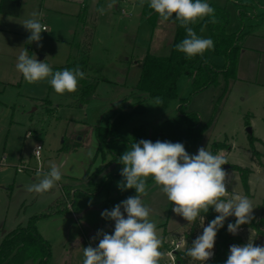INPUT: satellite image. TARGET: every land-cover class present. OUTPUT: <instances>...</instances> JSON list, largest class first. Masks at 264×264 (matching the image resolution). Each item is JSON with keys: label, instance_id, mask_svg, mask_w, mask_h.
<instances>
[{"label": "rangeland", "instance_id": "1", "mask_svg": "<svg viewBox=\"0 0 264 264\" xmlns=\"http://www.w3.org/2000/svg\"><path fill=\"white\" fill-rule=\"evenodd\" d=\"M206 1L228 10L227 30H242L244 36L240 43L244 54L235 78L226 81L219 75L217 84L190 97L187 109L196 111L203 124L208 123L193 155L200 147L210 151L212 142L217 143L215 155H222L227 161L225 165L229 166L224 169L228 173L226 187L229 194L226 199L233 194L247 196L239 174L230 167L250 168L247 197L252 202L253 217L259 219L264 210V0H242L251 3L243 19H240L232 0ZM103 8L104 14L97 17L88 61L96 75L104 79L96 82L94 93L88 100L80 102L77 96L80 85L75 93L59 95L47 79L29 84L16 69L17 58L25 48L28 55H35L38 61L46 59L53 72L62 71L60 67L66 63L68 54L76 55L81 42L76 2L21 0L17 15L0 13V28L3 29L0 30V242L5 233L19 224L25 225L30 216L67 196L68 209L72 205L71 210L77 214V219L68 212L36 223L50 243L54 264H83V248L99 244V238L92 239L98 230L108 234L114 232L115 222L101 217L107 200L121 196L123 201L136 195L135 189L122 191L118 187V182L123 180L120 175L123 165L118 160L111 161V152L105 150L96 155L94 127L106 125L118 108L124 106L130 111L141 100L144 112L131 113L115 131L123 138L113 144L120 157L131 148L134 128H142L147 137L152 136L158 124L176 116L179 99L189 97L191 91V80L181 76L177 82L178 97L162 106L156 105L155 99L145 92L135 90L143 56L148 50L166 54L173 26L159 21L152 28L146 17L140 16L134 26L123 29L122 20L133 15L130 7L131 15ZM33 11L43 13L41 22L48 29L41 34L42 47L35 42H26L30 32L21 25ZM161 24H165V28H160ZM201 29L198 36L209 38L208 29ZM204 55L216 65L225 62L224 57L213 56L208 51ZM248 127L252 130L251 136L246 130ZM250 137L259 161L251 157ZM36 143L42 146L40 160L32 153ZM89 151L93 152L91 158ZM21 164L26 168L17 171ZM51 164L60 168L61 181L43 195L29 193L27 186L42 179L36 168L40 166V170L47 172ZM107 174H119L111 189L91 193L98 190ZM142 199L152 209L150 219L155 221L157 234L165 243L160 249L164 253L160 264H166L167 250L178 240H184L183 233L190 223L172 211L173 204L151 177L147 180V195ZM261 230L264 232V224ZM236 235L244 244L252 241L254 245L264 246V236L248 227H240ZM184 247L185 243H182ZM33 262L37 264V261ZM190 264L200 262L191 260Z\"/></svg>", "mask_w": 264, "mask_h": 264}, {"label": "clouds", "instance_id": "2", "mask_svg": "<svg viewBox=\"0 0 264 264\" xmlns=\"http://www.w3.org/2000/svg\"><path fill=\"white\" fill-rule=\"evenodd\" d=\"M144 2L139 0L141 7ZM148 6L158 14L161 23L172 20L184 28L186 36L176 45V49L187 58L203 56L206 51L214 50V41L198 36L192 27L205 17H209L211 23L217 22L215 9L206 0H148ZM108 7L113 5L109 4ZM97 11L103 15L105 9L101 7ZM42 15L33 11L31 17L21 24L30 32L26 41L28 44L35 42L42 47L41 34L48 32L41 22ZM28 53L24 48L19 54L16 69L29 84L47 79L55 93L63 95L75 93L79 81L85 78V73L79 68L53 72L46 59L38 61L35 55L29 56ZM155 104L162 105L163 101L157 97ZM40 149L36 146L34 155L37 157ZM92 155L93 152L89 151V158ZM118 161L123 165L120 171L123 180L118 182V187L122 191L135 189L136 195L127 197L111 210L102 211L103 219L115 222L114 232L108 234L98 230L92 239L99 238V244L97 247L90 244L83 248V264H160L164 255L160 251L163 240L157 234L155 221L150 219L152 209L142 199L147 195L149 177L173 204L172 211L188 223H194L198 218L204 220L201 214H207L210 208L218 214L186 248L185 255L200 264H205L214 255L217 233L228 217L236 218L235 223H228L227 226L228 232L233 235L238 234L241 225L250 223L254 218L252 202L247 196L233 194L226 199L229 194L226 187L228 173L222 166L227 161L220 154L213 155L205 147H200L197 154L190 155L180 142L141 139L134 142ZM37 175L42 179L27 186L29 193L43 195L62 179L56 164H51L47 172L38 170ZM182 243L187 244L186 241ZM225 264H264V246L254 245L252 241L244 245H231Z\"/></svg>", "mask_w": 264, "mask_h": 264}, {"label": "trees", "instance_id": "3", "mask_svg": "<svg viewBox=\"0 0 264 264\" xmlns=\"http://www.w3.org/2000/svg\"><path fill=\"white\" fill-rule=\"evenodd\" d=\"M232 1L236 4L240 19H243V16L247 15V8L251 3L242 0ZM137 3L140 4L139 0ZM207 3L215 9L217 22L211 23L210 18L205 17L192 27L197 35H199L202 27L208 29L209 38L214 41V50H208V52L213 56L224 57L225 62L222 65H216L211 63L206 55H197L191 59L187 58L184 53L176 49V45L186 36L184 28L180 27L178 22L172 20L164 22L170 23L173 26V35L169 41L168 52L164 55L155 54L149 50L146 52L141 60L142 67L135 90L145 92L153 99L160 98L163 101L162 106H166L172 99L178 97L177 82L181 76H186L191 80V91L189 97L179 99L176 116L158 124L152 136L147 137L143 133L142 128H134L130 147L134 142H139L141 139L151 140L152 142H156L157 140L173 143L180 142L184 144L186 151L190 155H193L200 144L203 132L208 127V123L203 124L196 111L187 109L190 97L211 85L217 84L219 75L226 81L236 77L239 55L242 50L240 42L244 33L242 30L228 32V10L224 6H218L210 2ZM20 4L21 0H0V13L17 15ZM141 9L142 14L146 17L152 28H154L157 21L160 20L158 14L148 6L147 0H145ZM89 48L90 44L86 41L83 42L79 48L78 58L74 59L71 54H68L66 63L60 67L61 70L79 68L85 73V78L79 81L80 88L77 91L79 102L88 100L94 93L96 82L104 79L96 75V71H94L93 66L88 61ZM143 112L144 107L142 102L138 100L130 111H127L125 107L118 108L110 115L106 125H96L94 127V135L97 140L96 155L103 154L105 150H108L112 154L111 161L119 160L118 154L113 149V144L115 141L123 140V138L116 135L115 131L127 121L131 113L141 114ZM249 143L251 145L252 159L259 161L255 157L257 152L253 148L251 137L249 138ZM216 144V142H212L211 144L210 152L213 155L216 153ZM230 169L235 170L239 174L244 194L249 196L248 178L251 169L239 165H232ZM118 176L119 174L106 175L102 178L98 190L91 193L94 194L99 189L110 190ZM122 199L123 197L119 196L113 200H107L105 209L113 208ZM262 206L264 207V200L262 201ZM67 209L68 197L64 196L58 199L52 206L30 216L25 225H18L10 232L4 234L0 242V264H23L26 260H35L38 264H48L51 256V246L37 230L36 223L39 219L61 214ZM262 214L259 219L253 218L250 223L241 225L240 227H248L264 236V232L261 230L264 224V210H262ZM201 215L204 216V220L198 218L196 222L190 223L188 230L183 233L184 241L187 244L185 243L183 250L176 251V264H190L193 259L185 255L186 248L191 246L196 237L202 234L203 227L207 226L218 214L213 208H210L207 214L202 213ZM235 219L232 216L225 220L224 226L217 233L214 255L205 264H225L230 246L244 245L240 236L233 235L227 230L228 223H235ZM164 245L163 241L161 248H164Z\"/></svg>", "mask_w": 264, "mask_h": 264}, {"label": "crops", "instance_id": "4", "mask_svg": "<svg viewBox=\"0 0 264 264\" xmlns=\"http://www.w3.org/2000/svg\"><path fill=\"white\" fill-rule=\"evenodd\" d=\"M107 3V6H104V4ZM77 6H78V9H77V16H78V20H79V23L81 25V42L79 44V47L77 49V52H76V55L74 54V59H77L78 56H79V48L81 46V44L83 42H88L90 45H91V40L93 39V36L95 34V31H96V21H97V17L98 15L100 14L97 9L99 8H103V7H106V8H109L108 5L109 4H112V2L110 0H89V1H86L84 5H80L79 3H76ZM113 7H111L113 13L116 11V8L114 6V4H112ZM131 11L133 12V15L131 16V18L129 19H124L122 20V22L124 23H120L122 26H123V29H126L128 28L129 26H134L135 23L139 20V17L140 16H144L142 14V9H141V6L140 4L136 3L135 5L131 6L130 7ZM145 17V16H144ZM123 19V18H122ZM160 20L157 21V23L159 22ZM157 26V24H156ZM155 26V27H156ZM115 27V25L113 24V28ZM154 27V28H155ZM160 28H165V25L164 24H161ZM0 30H3L0 28ZM168 50V49H167ZM244 54V50L243 52L240 53V56H239V62H238V69H240V60H241V56ZM219 57V56H218ZM222 65V64H221ZM124 107V106H122ZM121 108V107H120ZM108 175V174H107ZM63 185V184H62ZM61 185V186H62ZM103 190V189H102ZM106 191H109V190H106ZM115 199V198H114ZM109 200V199H108ZM112 200V199H110ZM72 205H70L69 209H67L65 212L61 213V214H56V215H52V216H49L47 218H50V217H58V216H63V215H66L68 212H70L71 214L73 213L72 210H71V207ZM72 217L75 219H77V214L76 213H73ZM45 218H42V219H39L37 221V225L38 223H40L42 220H44ZM21 225V224H19ZM18 226V225H17ZM16 226V227H17ZM15 227V228H16ZM14 229V228H13ZM12 229V230H13ZM37 230L39 231V233L43 236L44 238V234L42 233L41 229H39V227L37 226ZM6 234V233H5ZM4 236V235H3ZM3 238V237H2ZM46 239V238H45ZM47 240V239H46ZM35 261V260H34ZM52 261V256L50 257L49 261H48V264H54L51 262ZM23 264H36L35 262H33V260H26L23 262ZM38 264V262H37Z\"/></svg>", "mask_w": 264, "mask_h": 264}, {"label": "built area", "instance_id": "5", "mask_svg": "<svg viewBox=\"0 0 264 264\" xmlns=\"http://www.w3.org/2000/svg\"><path fill=\"white\" fill-rule=\"evenodd\" d=\"M72 1H75L76 3H79L82 6L85 4L86 1H89V0H72ZM111 1H112V3H114L116 10H119L123 14L131 15V11H128V7L135 5L138 0H111ZM36 146H39L42 149L41 143H36L34 145V148L32 151L33 156L37 160H40V154L41 153L39 154L38 157L36 155H34ZM41 149H40V151H41ZM24 168H26L25 164H21V165L17 166L16 170L21 171V170H24ZM36 170L37 171L40 170V166H38V168H36ZM183 239H184V236H183ZM182 241H184V240H178V242H175L173 244V246L167 250L168 251V261L166 264H176V260H175L176 251H180V250L184 249V248H182Z\"/></svg>", "mask_w": 264, "mask_h": 264}, {"label": "water", "instance_id": "6", "mask_svg": "<svg viewBox=\"0 0 264 264\" xmlns=\"http://www.w3.org/2000/svg\"><path fill=\"white\" fill-rule=\"evenodd\" d=\"M39 59H42V56H41ZM246 130H247L248 134H251V133H252V130H251L250 127H248ZM228 167H229L228 165H224V166H223V169H226V168H228Z\"/></svg>", "mask_w": 264, "mask_h": 264}]
</instances>
